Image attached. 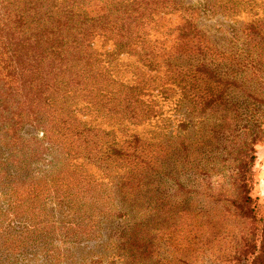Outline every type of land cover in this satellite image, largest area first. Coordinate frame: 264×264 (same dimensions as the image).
<instances>
[{
    "label": "trees",
    "instance_id": "obj_1",
    "mask_svg": "<svg viewBox=\"0 0 264 264\" xmlns=\"http://www.w3.org/2000/svg\"><path fill=\"white\" fill-rule=\"evenodd\" d=\"M244 4L0 0V264H264V22L199 26Z\"/></svg>",
    "mask_w": 264,
    "mask_h": 264
},
{
    "label": "rangeland",
    "instance_id": "obj_2",
    "mask_svg": "<svg viewBox=\"0 0 264 264\" xmlns=\"http://www.w3.org/2000/svg\"><path fill=\"white\" fill-rule=\"evenodd\" d=\"M189 1L195 2L196 0H189ZM242 1L246 2V4H244L243 7H241V9L233 15H227L224 13H216L211 16L210 15L201 16L199 20V26L204 30V32L211 39V41L217 46L225 45L226 47L228 43L230 42L228 40L229 38L228 36L233 35V32L235 31L234 29L238 30V32L240 33V31L244 29L248 24L255 22L257 19L261 18L262 21L264 22V0H242ZM179 21H180L179 13L166 14L161 20L162 27L160 31L162 32V30L175 27V25H177ZM175 35L176 33L168 37L169 42L166 43L167 46L172 43V40ZM96 46L98 48L100 47V41L96 43ZM129 59L131 58L124 54L119 58V62L125 64L129 61ZM198 84L203 85V83H201V80L198 81ZM163 108L165 110L167 108V105L164 104ZM168 113H170V111H168ZM176 114L177 115L175 116L179 118V114L178 113ZM202 116L203 115H199V114L198 115L185 114V119L190 121L192 124L195 123V125L193 128H187L184 130L175 128L173 132L175 136L173 135V138H172L173 143L179 144L180 141H184L185 143H187L189 141V138L194 136V133L198 134L199 131H201V128L204 127V125L199 124V122L203 120ZM174 122L176 121L173 120V124ZM153 127H154L153 123H150L149 125L144 126L145 129H149L150 131L153 130L152 129ZM28 131L31 132V128H29ZM189 131L191 132L189 133ZM164 144L167 145L165 141H164ZM255 149H256V161H255V166H254L255 183L252 188L251 194L253 197L258 198L257 201L262 206L261 208L264 210V141L257 143L255 145ZM215 153L217 154V156H219L223 152H215ZM88 167L91 170V172H94L96 174V176L100 174V172L97 171V169L94 168L93 166L88 165ZM93 243L94 242H85L82 244V246H80V247H83L84 245V248L82 249L83 254L89 255L86 252L88 249L93 248ZM210 256L211 255L208 250L207 254L203 256L206 259L205 261L203 260V262H209L210 260H212V258H209ZM109 263L110 261L105 262V264H109ZM124 263H125V260L121 259L116 264H124ZM81 264H87V263L83 261L81 262Z\"/></svg>",
    "mask_w": 264,
    "mask_h": 264
}]
</instances>
